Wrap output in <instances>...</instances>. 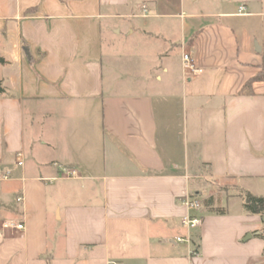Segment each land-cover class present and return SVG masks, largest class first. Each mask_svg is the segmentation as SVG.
<instances>
[{
  "label": "crops",
  "instance_id": "crops-1",
  "mask_svg": "<svg viewBox=\"0 0 264 264\" xmlns=\"http://www.w3.org/2000/svg\"><path fill=\"white\" fill-rule=\"evenodd\" d=\"M0 57V264H264V0H0Z\"/></svg>",
  "mask_w": 264,
  "mask_h": 264
},
{
  "label": "built area",
  "instance_id": "built-area-1",
  "mask_svg": "<svg viewBox=\"0 0 264 264\" xmlns=\"http://www.w3.org/2000/svg\"><path fill=\"white\" fill-rule=\"evenodd\" d=\"M244 9H245L244 6L240 7V11H243ZM183 63H184L185 68L187 70H189L190 72H192V73H200L201 72V69L196 68L193 57L190 54H184L183 55ZM18 164L19 165L23 164L21 153L18 154ZM66 174H67V176H75L77 174V172L75 170L67 169ZM17 201L21 202L22 197L18 196ZM186 203L189 206V208H191V210L198 211V210L202 209V203L197 198L190 197L189 199L186 200ZM203 222H204V219L202 216L195 215L192 212L183 218V225L189 230L199 228L200 226H202ZM4 226L16 228L19 230L24 229V223L21 221H18V220H8V221L4 222ZM177 241H179V242L188 241L191 243L190 238L185 239L183 237H178ZM112 264H119V263L112 262Z\"/></svg>",
  "mask_w": 264,
  "mask_h": 264
},
{
  "label": "trees",
  "instance_id": "trees-1",
  "mask_svg": "<svg viewBox=\"0 0 264 264\" xmlns=\"http://www.w3.org/2000/svg\"><path fill=\"white\" fill-rule=\"evenodd\" d=\"M0 60L3 61V58L0 57ZM261 78H262V74H259V75L255 76L254 78H252L251 80H249L243 88V93L249 92L251 89L252 82L254 80H259ZM0 91L4 92V88L2 86L1 81H0ZM240 196L242 197L243 207L248 213L258 214V215L264 217V195L263 196H257L255 194L249 192V191L242 190L240 193ZM213 202H214L213 197L205 199L203 201L205 207H210L209 211L220 213V214L225 213L224 208H222L220 206L213 207L212 206ZM258 236L264 240V227L262 230L259 231ZM196 238L197 237H195L194 235L190 238L191 244L193 245V253H198L199 247H200L198 239H196ZM263 256H264V250H263Z\"/></svg>",
  "mask_w": 264,
  "mask_h": 264
},
{
  "label": "rangeland",
  "instance_id": "rangeland-1",
  "mask_svg": "<svg viewBox=\"0 0 264 264\" xmlns=\"http://www.w3.org/2000/svg\"><path fill=\"white\" fill-rule=\"evenodd\" d=\"M5 177H7V175H6ZM239 191H241V190H238V192H239ZM235 192H237V191H231V193H235ZM1 195H2V194H1ZM12 196H13L12 193H10V198H12ZM259 238H260V237H259ZM261 239H262V238H261ZM262 240H263V239H262Z\"/></svg>",
  "mask_w": 264,
  "mask_h": 264
}]
</instances>
